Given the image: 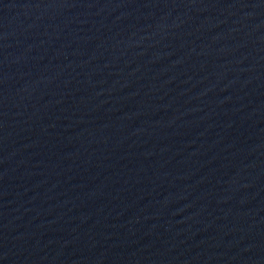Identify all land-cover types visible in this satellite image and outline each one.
<instances>
[{
    "label": "water",
    "instance_id": "95a60500",
    "mask_svg": "<svg viewBox=\"0 0 264 264\" xmlns=\"http://www.w3.org/2000/svg\"><path fill=\"white\" fill-rule=\"evenodd\" d=\"M0 264H264V0H0Z\"/></svg>",
    "mask_w": 264,
    "mask_h": 264
}]
</instances>
